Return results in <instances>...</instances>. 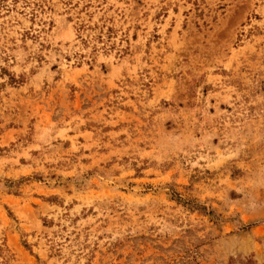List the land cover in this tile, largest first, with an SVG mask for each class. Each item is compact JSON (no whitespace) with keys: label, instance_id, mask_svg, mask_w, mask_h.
<instances>
[{"label":"rangeland","instance_id":"374dc122","mask_svg":"<svg viewBox=\"0 0 264 264\" xmlns=\"http://www.w3.org/2000/svg\"><path fill=\"white\" fill-rule=\"evenodd\" d=\"M0 264H264V0H0Z\"/></svg>","mask_w":264,"mask_h":264}]
</instances>
